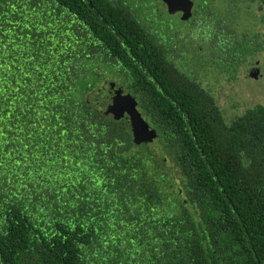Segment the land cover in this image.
<instances>
[{"label": "trees", "instance_id": "obj_1", "mask_svg": "<svg viewBox=\"0 0 264 264\" xmlns=\"http://www.w3.org/2000/svg\"><path fill=\"white\" fill-rule=\"evenodd\" d=\"M150 15L152 0H0V264H264V104L227 124ZM204 40L236 80L233 47ZM110 84L152 141L95 96Z\"/></svg>", "mask_w": 264, "mask_h": 264}, {"label": "flooded vegetation", "instance_id": "obj_2", "mask_svg": "<svg viewBox=\"0 0 264 264\" xmlns=\"http://www.w3.org/2000/svg\"><path fill=\"white\" fill-rule=\"evenodd\" d=\"M153 1V12L154 19L153 24L155 25V33L157 36L166 38L170 41L169 45H166L169 51L173 54V59H182L183 65H202L213 64L209 53V42L204 43V39H209L211 33L220 32L221 47L227 44L233 47L232 50L238 57V65L236 69L237 76L241 71L244 72L246 78L259 79L262 75L259 68H254L252 60L260 55H264V35L251 31L249 28H243V31L238 33L235 27L231 26V22L235 20V12L240 3L247 4L250 2L259 3L258 11L264 15V0H217L220 2V13H224L229 19L220 17V27L219 21L216 22V17L214 21L210 18L211 15L206 17V13L210 14L209 3L214 2V0H152ZM190 2L193 4L191 9V17L188 20H183L185 15L182 8L187 9ZM203 4V7L199 5ZM239 10V9H238ZM214 13V12H213ZM240 19L245 20L249 23L250 17L248 14L244 13L239 15ZM208 19V23L205 22ZM254 20V18H252ZM228 20V21H227ZM230 20V21H229ZM260 21H264V17H259ZM207 23V25H203ZM230 23V24H229ZM220 28V31H219ZM229 32H234L237 39L234 37L229 38ZM258 36V38H256ZM245 39H253V43L257 41L260 44L259 52H250L246 50V42L239 41ZM237 40V41H236ZM252 46V45H251ZM253 48H256L252 46ZM224 55V54H223ZM210 60V63L207 60ZM226 59L222 58V63H225ZM257 66L260 64L259 61L256 62ZM118 93L112 92L109 97L116 98ZM110 104H113V100ZM151 131V129H149Z\"/></svg>", "mask_w": 264, "mask_h": 264}, {"label": "rangeland", "instance_id": "obj_3", "mask_svg": "<svg viewBox=\"0 0 264 264\" xmlns=\"http://www.w3.org/2000/svg\"><path fill=\"white\" fill-rule=\"evenodd\" d=\"M209 4H211L215 9L214 13H206L207 17H209L208 15H211L210 18L212 19V21H214L215 17L216 19L220 17L229 19L227 18V16L224 15V13H220V2L214 0V2H210ZM199 5L201 6V8L203 7L202 3H199ZM257 5H259V3L255 2H250L247 4L240 3L238 5V8L236 9L237 11L235 12V15L238 16H236L233 22L229 20L231 26L235 27L238 33L241 34L243 28H249L251 31L264 35V21L259 20V17H264V15H262L263 13L258 11ZM243 12L248 14L251 18L249 23L239 18V15H242ZM252 18H254V20ZM149 20L152 24V16ZM257 61L260 62L258 66L256 64ZM207 62L210 63V60L208 59ZM251 62V65L254 68L260 69V73L262 76L259 79L246 78L244 76V72L241 71L240 74L237 76V79L233 81L232 79H230L229 76H223L224 78L220 75L216 76L217 71L210 67L211 64L204 63L208 67H206L208 69L207 71H205L206 68H200V65L194 66L196 71L199 70V81L203 84L204 87L208 88L212 92L214 99L217 105L219 106L224 116V120L227 124H230L238 117H241L249 109L264 104V55L256 57ZM109 88L110 91L114 92L115 94L121 93L126 95L125 92L122 90L121 86L119 85L115 86L113 84H110ZM99 89V91L96 90L94 92L95 96H97V94H99V92L103 88L101 87ZM133 126L135 130L136 126ZM146 127L151 129L147 124ZM151 131L153 130L151 129ZM155 137L156 135L154 136V138ZM156 145L158 146V141L156 142ZM168 163H171V165L169 170L165 169V173H167L169 177H173L174 179L176 178V184L179 185V175L176 172L175 166L174 164H172V162Z\"/></svg>", "mask_w": 264, "mask_h": 264}, {"label": "water", "instance_id": "obj_4", "mask_svg": "<svg viewBox=\"0 0 264 264\" xmlns=\"http://www.w3.org/2000/svg\"><path fill=\"white\" fill-rule=\"evenodd\" d=\"M192 7H193V4L190 2L186 11L184 8L181 9L185 13L183 20H188L191 17ZM99 93L102 97L100 95H98V97L103 105V102L105 103L108 102V99L106 98V96L109 97V95L112 92L110 91L109 86H105V88ZM112 100H113V104H109L107 107L108 112L116 116L120 115L122 117H127L130 121H134L133 124L137 126L136 131H137V134L139 133L138 136L141 139V141H152L155 136V132L150 131L149 128L146 127L145 122L142 120V115L137 109L136 102L129 95L126 96L121 93H118L116 98L115 99L112 98Z\"/></svg>", "mask_w": 264, "mask_h": 264}]
</instances>
